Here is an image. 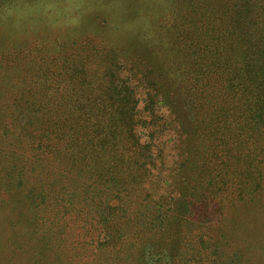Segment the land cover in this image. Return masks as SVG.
<instances>
[{
    "label": "trees",
    "instance_id": "1",
    "mask_svg": "<svg viewBox=\"0 0 264 264\" xmlns=\"http://www.w3.org/2000/svg\"><path fill=\"white\" fill-rule=\"evenodd\" d=\"M189 24L184 96L140 58L89 42L0 51L3 180L31 194L50 264L74 236L91 264L242 253L209 231L264 194V0H195Z\"/></svg>",
    "mask_w": 264,
    "mask_h": 264
},
{
    "label": "rangeland",
    "instance_id": "2",
    "mask_svg": "<svg viewBox=\"0 0 264 264\" xmlns=\"http://www.w3.org/2000/svg\"><path fill=\"white\" fill-rule=\"evenodd\" d=\"M194 1L0 0V51L14 50L22 55L27 51L22 49L34 42L35 47L50 49L89 42L116 55L140 58L184 96L191 66L185 35ZM5 97L0 93L1 100ZM0 150L4 155H0L1 162L6 159L0 166V264H50L47 250L55 241L36 230L31 194L4 183L3 171L10 158L8 144L0 143ZM254 198L251 204L240 203L229 210L222 233H216L213 227L209 231L216 240L224 237L222 234L235 236L242 253L232 252L228 245L223 247L226 253H233L234 264H241V258L250 264H264V194ZM70 230L76 233L72 226ZM70 239L72 242L66 239L63 246L61 239V253L65 254L59 256L58 264L94 262L92 247L84 252L75 236ZM152 259L149 253V261Z\"/></svg>",
    "mask_w": 264,
    "mask_h": 264
}]
</instances>
